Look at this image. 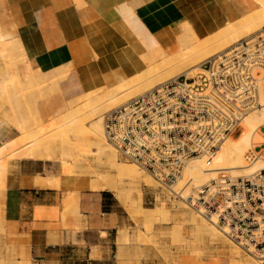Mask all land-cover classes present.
<instances>
[{"label":"crops","instance_id":"0c3cea01","mask_svg":"<svg viewBox=\"0 0 264 264\" xmlns=\"http://www.w3.org/2000/svg\"><path fill=\"white\" fill-rule=\"evenodd\" d=\"M230 11L242 16L232 0H0V40L22 48L12 74L0 56V146L173 54L182 27L215 32ZM89 186L60 176L50 159L12 161L0 186V264H151L118 256L125 215Z\"/></svg>","mask_w":264,"mask_h":264},{"label":"built area","instance_id":"2783aa9c","mask_svg":"<svg viewBox=\"0 0 264 264\" xmlns=\"http://www.w3.org/2000/svg\"><path fill=\"white\" fill-rule=\"evenodd\" d=\"M263 105L264 28L193 72L106 111L104 137L119 160L149 173L168 199L191 207L264 261V169L240 177L222 174L187 196L176 189L189 160L204 155L210 164L246 113ZM255 149L247 155L254 156Z\"/></svg>","mask_w":264,"mask_h":264},{"label":"rangeland","instance_id":"374dc122","mask_svg":"<svg viewBox=\"0 0 264 264\" xmlns=\"http://www.w3.org/2000/svg\"><path fill=\"white\" fill-rule=\"evenodd\" d=\"M233 1L237 5L238 9L242 11V16L250 12V10L253 7L252 2H255V0H232V2ZM260 13H262V17L260 18L262 22L261 25L257 27L258 29L256 28L253 32H251V34L249 33L241 36L237 41L233 42L227 48L221 50L218 53H221L229 49L231 46H233L241 39L255 35L260 30H262L264 28V11H260ZM228 16L229 17L227 23L218 30L224 29L230 24V21L235 20L234 18L231 17L234 16L233 11H231V13H229ZM182 34H184L187 40L190 42L191 41L195 42L196 38L198 39L200 38L198 35H196L193 32V29L191 28L190 25H186L184 26V28L182 27L181 31L178 33V40L180 39ZM16 43L17 45L15 48H13L12 46L10 48L8 47L7 49L3 47V43L0 42V56H2V58L5 59V68H6L5 70L6 73L8 74L13 73V65H12V57L14 55L13 50L15 49L22 50L18 40L16 41ZM1 48L4 50H2ZM11 48H13V50L8 51ZM213 55L212 52H209V50H204L197 56H194V58L190 57L191 60L188 58L187 59L188 61L186 60L187 64L185 61L182 62L183 63L182 65L180 62H178L180 66H177L178 63L175 62L173 66L172 65L173 61L172 63H169V65L167 66L168 62L170 61V59L168 58V61L165 64L166 65L165 67L167 68L165 69V67H163L162 68L163 70L160 72L161 74L159 73V75L158 74L155 75L152 71L148 72L144 69L143 71L140 72V74H137L131 78H127L128 81L132 79L136 80L130 85L126 86V85H122L121 83H118L119 84L118 86V84H116L118 88L117 86L115 87L116 90L118 89L117 91L119 93L117 92L116 93L117 97L113 99V101H110L112 104L110 102L106 104L107 107L105 106L103 110L102 119L106 111L129 101L130 99L138 96L144 91L155 87L159 83L167 81L173 77H176L188 71L193 72L200 63H202L203 61H205L206 59H208ZM158 63H161V61H159ZM145 71L147 72L148 76H146ZM151 72L155 76L151 74ZM149 73L151 75H149ZM138 76L140 78L139 81L137 80ZM15 78L16 77L14 75L10 76L7 79V81L10 82L11 84H15L16 82ZM140 82L141 84H139ZM115 87L113 86V88ZM106 89L107 88L104 87L98 88L89 91L87 93H84L83 95H80L68 101L66 109L60 115L50 120L42 127L36 128L35 131L36 136L40 138L42 143V149L39 152H42L44 154L45 159L51 160V164H53L56 167L58 174L66 179H72L74 176H82L88 180V182L90 183V187L94 190H102V189L99 188L97 189V187L91 186V183L94 182V176L91 175L93 174L92 170L94 171V169L96 170L99 169V171H101L105 168L103 167L104 158L103 159L101 158L102 160L100 161V159L98 158L99 156L96 155L97 153L95 152L96 148L94 146L86 147L87 148L86 150L84 148V150L79 151V153L80 152L81 153L78 154L77 157L76 156L69 157L68 155L66 156L62 155L65 156L66 158L61 157L60 148L61 147L65 148L69 144L67 142L68 140L70 142L74 140L73 136L75 135L76 130L70 129L69 127L70 123H68V119H71L76 115H79L78 119L80 120L79 121L80 123L81 122L84 123L85 126H89L90 124H92L95 121L96 117L88 116L89 104L87 103L90 101L94 102L95 100L97 101L94 103L96 104L97 102L99 103L98 97L101 95V92L103 91L105 92ZM94 95L96 96L99 95V96L96 97ZM118 95H120L121 97ZM69 102H71L72 104ZM239 132L240 129L239 131L233 134L234 137H237L236 135H238ZM62 138L63 140L66 139L67 141L65 140V142H63ZM30 139L31 138H29V136L24 137L23 139H19L18 140L20 142L19 146L22 145L23 142L26 143ZM255 148L257 149L259 147H255ZM114 151H115V159L121 161L118 159L115 149ZM250 151H252V149H250ZM11 154H13V152L6 157L8 158L9 169L11 167V162L18 159L16 156H12ZM60 157L62 158V160H65V162L69 161L67 162V165L71 167L70 168L71 170L69 169L70 173L67 172V169L65 167H62L64 166L63 165L64 162L59 159ZM69 158H71L70 159L71 161L69 160ZM121 162L134 165L138 169V173L140 174V181L145 182L143 180V178H145L144 176H149L151 179H153L149 175V173L143 171L135 164L125 161H121ZM64 164L66 166V163ZM222 169H219V172H217L216 175L218 177H220L222 173L227 175L231 174L233 176V173L235 172L232 171L233 169L232 170L229 169L230 170L229 172L228 169L226 168H222ZM72 170H76V171L73 172ZM231 171L233 173H230ZM110 174L113 175L115 173L113 170H111ZM152 181H153L152 183H139L140 186L138 187V189L137 188L132 189L131 186L128 185L126 181H125L126 183L123 182L120 185L121 187L119 188L120 190L118 192H116L112 188L103 189L108 191V194L114 197V200L119 204L118 206L119 210L123 211L125 215L126 223L123 226V228L120 229V233H122V238L119 242L120 246L118 252V256L120 258L129 261H138L144 259L150 262L151 264H215L220 262L223 264L225 263L231 264L232 262L235 263L238 261L239 264H250L253 262L254 264H259V263L264 264V261H260L261 260L260 258H258L253 254L247 253L239 246L231 242L223 233H221L217 229V227H215L210 221H208L206 218L200 215L197 211H195L191 207L186 206L181 201H173L168 199L165 190L160 189L158 187V183L154 179ZM183 184L180 185L179 183V187L182 186ZM188 187H189V183L185 185L184 190H181L178 187H176V189L179 190L180 193H182L184 196L188 195L194 188L197 189L196 186L192 185L190 188L191 190H189L186 194ZM205 225H207V227ZM209 227L211 228V230L214 229V231H216L218 234V237H216L214 241L210 238L211 237L209 236L210 234H208L209 232L207 228ZM208 238L210 239V241ZM234 248L235 250H238L239 253L235 250H232Z\"/></svg>","mask_w":264,"mask_h":264},{"label":"bare ground","instance_id":"6f19581e","mask_svg":"<svg viewBox=\"0 0 264 264\" xmlns=\"http://www.w3.org/2000/svg\"><path fill=\"white\" fill-rule=\"evenodd\" d=\"M252 5H253V7L248 14L241 16L240 18H237V19H235L233 16H231L235 20L230 21V24L227 27H225L224 29H220V30L216 31L215 33L208 35L207 37H205L203 39L196 38L195 42L194 41L190 42L187 40L186 36L184 34H182L180 39H179V41H180L179 47L177 48V50L173 54L162 59L161 63H156V64L148 67L145 70L148 72L152 71L155 75H157V74L159 75V73L163 70L162 68L166 66L165 64L168 61V58L170 59V61L168 62L167 66L169 65V63H172V61H173L172 65L174 64V62L175 63L180 62L182 65L183 61L186 62V60L188 58L190 59V57L194 58V56H197L198 54H200L204 50H209V52H212V55H213V54L218 53L221 50L227 48L233 42L237 41L241 36L249 34V33L251 34V32H253L257 27H259L261 25L262 21L260 20V18L262 17V13H260V11H264V0H255V2H252ZM229 13H231V11ZM0 42L3 43V47H5L7 49H8V47L10 48L12 46H13V48H15L17 45L15 40L6 39L3 36L1 37ZM13 48L9 49L8 51L13 50ZM2 50H4V49H2ZM6 54H4V55H6ZM10 54H12V53H10ZM188 63H191V62H188ZM178 64H177V66H180V64L179 65ZM186 64H187V62H186ZM166 68L167 67H165V69ZM146 71H145L146 76H148ZM152 72H151V74H153ZM141 74H143V73H141ZM151 74L149 73V75H151ZM139 79L140 78L138 76L137 80L139 81ZM134 81H136V80L132 79V80L128 81L127 79H122L121 82H119V83L127 86V85H130L131 83H133ZM139 84H141V82ZM139 84H137V85H139ZM115 86H117V85H115ZM118 86H119V84H118ZM118 86H117V88H118ZM130 89H132V88H130ZM117 90H116V87L115 88L109 87L106 89L105 92L103 91L104 93L101 92V95L100 96L98 95L99 97L94 95V96L98 97L99 103L97 102V104L94 103L97 100H95L94 102H91L89 100L90 102L87 103V104H89L88 105L89 106V109H88L89 115L88 116L89 117H96L95 121L92 124H90L89 126H85L84 123L79 122L80 121L78 119L79 115H76V116L72 117L71 119H68V123H70V125H69L70 129L76 130L75 135L73 136L74 140H72L73 142L72 141L70 142L69 140L67 141L65 139L69 144L67 146L65 145L66 146L65 148L64 147L60 148L61 149L60 150L61 151V153H60L61 157L66 158L65 157L66 155H68L69 157H74V156L77 157L78 154L81 153V152L79 153V151L84 150V148L86 150L87 149L86 147L94 146L96 148L95 152L97 153V154L96 153L95 154L99 156L98 158L100 159V161L104 158V162H103L104 166L103 167H105V168L101 171H99L98 168H97L98 170L94 169V171L91 169L93 174H91V173L90 174L94 176V182L91 181L92 182L91 186L97 187V189L98 188L99 189H109V188L111 189L112 188L116 192H118L120 190L119 189L121 187L120 185L125 181L127 182L128 185L131 186L132 189H136V188L138 189V187L140 186L139 183H152L153 182L152 181L153 179H151L149 176H144L145 178H143V180L145 182L140 181V174L138 173V169L134 165L126 164L124 162L116 160L114 148H112L108 144V142L106 141V139L104 137V122L102 119V113H103V110H104L106 104L109 103L110 101H113V99H115L117 97V94H116L118 92ZM148 90H150V89H148ZM118 96H120V95H118ZM69 103H71V102H69ZM85 103H86V100H85ZM73 106H74V104H73ZM21 128H22V125H21ZM29 130H31V129H29ZM27 136H29V138H31V139L28 140L26 143L23 142V144L20 146H19L20 142L18 140L13 141L11 143H4L3 145L0 146V186H4L5 177H6L8 170H9L8 158H6V157L10 153L13 152V154H11V155L16 156L17 158H30V157L44 158V154L42 152H39L42 149L41 140L39 137L36 136L34 130H33V133H32V131L31 132L29 131L27 133ZM236 136L237 137H234V135H233V136H228L225 138V140L219 146L217 153L214 156V158L210 164H208V165L206 164V157L204 155H198V156L193 157L191 160H189L188 163L183 168L182 174H181L178 182L176 183V187L180 188L181 190H184L185 185L187 183H189V187L186 191V194H187V192L189 190H191L190 188L192 185L199 188L201 184L209 183L213 179H217L218 176L216 174H217V172H219V169H222V168L228 169V172L233 169L232 171H235V172L234 173L232 171L230 172V173H233V176L230 174L232 177L246 176V175H250L256 171H259L260 169H264V105L260 106V107L253 108L246 113V115L243 117L241 124H240V132ZM62 140H63V138H62ZM65 140H63V142H65ZM255 147H259V148L255 149ZM250 149H252V151L255 149V151H256L255 155L252 157H249L247 155V153H249ZM10 150H12V151H10ZM62 155H65V156H62ZM61 157L59 159L61 161H63L64 163H66V166L63 163L64 166H62V167H65L67 169V172L70 173L69 169L71 167L69 165H67V162H69V161L65 162V160H62ZM70 159L71 158H69V160ZM129 163H131V162H129ZM106 167H107V169H106ZM83 169H84V167H83ZM111 170L114 171V173H115V174H113L114 176L112 174H110ZM72 171L74 172L76 170H72ZM222 171H223V169H222ZM179 183H180V185L183 183L184 184L179 187ZM195 189L196 188H194L189 194L193 193ZM185 196H187V195H185ZM205 226L207 227V225H205ZM207 230L209 232L208 234H210L209 236H211L210 238L214 241L215 238L218 237L217 232L214 231V229L211 230L210 227L207 228ZM209 241H210V239H209ZM210 245H211V243H210ZM232 250H235V248ZM235 251L238 252V250H235ZM237 263L239 264V261L235 262V263L232 262L231 264H237ZM250 264H254V262L250 263ZM259 264H261V263H259Z\"/></svg>","mask_w":264,"mask_h":264}]
</instances>
